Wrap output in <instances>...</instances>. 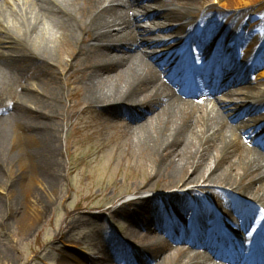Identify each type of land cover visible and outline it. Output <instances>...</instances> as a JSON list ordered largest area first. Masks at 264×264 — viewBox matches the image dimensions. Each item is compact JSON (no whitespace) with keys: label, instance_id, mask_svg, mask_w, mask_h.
Instances as JSON below:
<instances>
[{"label":"bare ground","instance_id":"6f19581e","mask_svg":"<svg viewBox=\"0 0 264 264\" xmlns=\"http://www.w3.org/2000/svg\"><path fill=\"white\" fill-rule=\"evenodd\" d=\"M83 1L84 4L80 0H0V8L8 9L10 17H14L10 21L8 19L9 22L0 19V48L6 50L0 52L1 71L9 68L10 65L6 67L7 64L13 63L15 64L11 66L12 70L17 72L32 70L33 66L48 65L50 68L52 51L66 44L74 47V52L68 53V56H72L71 58L83 53L85 49L97 48L99 51L107 52L108 55L103 58L105 61L98 65V69L93 71V77L86 81L85 94L88 107H95L107 115L124 117L131 123L140 120L145 113H149L151 117L154 115L147 124L139 125L136 137L143 146L159 154L158 172L171 179L188 169L191 174L188 173L189 178L182 183L184 187L193 183L197 184L200 180H204L203 183L229 187L232 191L252 199L256 205L259 204V209L264 216V142L262 141L264 140V124L260 122L264 114L259 115L258 119L256 117L249 119L260 109L264 111V89H257L249 84L247 78L240 76L241 72L245 71L244 68H247L253 60L254 64L250 67L254 72L253 76L258 84H264V39L260 37L255 40L260 47L252 59L247 57L250 54V45L246 51H239L238 56L242 55V57L237 63H233L231 56H225L229 59L222 62L221 69L228 74L233 73V77L224 86L218 79L215 82L206 80L208 64L219 62L228 37L240 30L241 23L236 20L238 17L236 13L243 10L244 20L248 7L256 4L264 6V0H219L220 6L227 10L226 19L220 24L213 21L211 16L213 10H205L198 15L188 9L168 8L165 2L159 0H128L120 5H111L110 0ZM153 2L158 3L162 9L156 11L153 8ZM105 3H108V7L102 10L101 5ZM140 10L146 16L145 21L153 19L151 25L164 26L166 28L164 32H175L180 35L196 24L197 31L191 37V41L197 50V55L191 58L185 53L174 68L171 67L172 57L179 56L178 53L158 54L152 47L153 54L148 58L144 49L151 47L146 39L151 37L153 32L147 33L141 29L139 15H137ZM46 18L54 20L50 28L43 21ZM185 20L186 23H183ZM171 22L176 26H170ZM248 27L252 29L253 23ZM205 28L214 31L213 36H201L200 31ZM54 34H59L58 38L55 39ZM249 35L246 32L240 37ZM89 39H93L94 44L88 45ZM239 41L240 38L229 43L227 47L232 48ZM207 50H211L209 55L206 54ZM205 57L209 58L208 62H204ZM22 64L29 67H24ZM157 67L162 70L170 67L174 73L185 70L182 76L184 81L187 78V72L193 71L197 77L201 78L202 83H208L213 87L212 94L221 97L218 104L213 103L218 110L215 111L212 104L213 106L206 113L199 107L193 106L190 100L183 99L185 97L182 95L192 93L189 86L183 90H177V95H173L165 87L166 84L164 86L158 83L161 70ZM2 79L4 78L0 76V80ZM22 90L26 88L23 87ZM24 93L20 95L18 102L12 103L7 108L10 111L9 116L4 120L0 119L2 167L9 165V169H12L16 162L24 160L21 167L22 175L12 178L13 182L10 186V194L13 197L11 199L14 201L16 189L13 188L16 180H19L21 188L23 182L28 181L32 184L41 177L42 189L51 191L55 187L53 177L45 175L48 169L51 170L50 156L56 147L51 139L49 141L46 133L40 132L35 125L32 129L23 123V118H28L27 111H30L26 105H34L30 99L31 96L28 97ZM200 95L202 103L209 98L204 88L201 89ZM215 98L211 99L215 100ZM237 101L241 102L237 103ZM6 119H9L6 122H16L17 134L23 135L25 143L29 141V146L21 148L17 143L18 149H15L14 144L10 147V135L5 129L10 123H3ZM238 120L241 121L237 124L241 125L234 124ZM242 135L250 140V144L255 141L253 145L257 148L252 147V144L244 145L241 142ZM23 148L26 150L23 151ZM227 159L231 161L227 164L222 163V161H228ZM232 167L240 172L239 177L230 172ZM28 171L30 175L26 178L28 175L24 173ZM203 173L205 175L208 173L206 178H201ZM238 182H240L238 188L241 187L239 190L235 189ZM30 194L36 205L49 206L50 202L45 197H38L32 192ZM175 195L176 193L170 198L169 205L180 202L178 197H174ZM149 200L151 198L141 199L134 202L135 204H127H131L138 213V209L147 205ZM237 209L246 213V219L250 218L251 212L245 206H237ZM26 223L27 221L22 222L25 226H29ZM168 226L155 223L153 230L145 227L144 232L147 234L145 239L150 243L141 248L123 245L126 264H221L219 262L228 260L220 255L223 261H211L205 259L200 252L189 251H183L184 257L172 258L169 253L164 256L159 231H178V227L173 226L169 229ZM210 227L208 230L202 225L201 228L190 233L187 242H184L190 244V249L199 245L195 241L194 235H196L209 239V242L205 244L206 248H213L217 244L226 247L228 243L226 233L219 228L217 222H213ZM248 236L253 241L258 238L254 231ZM119 240L122 243V239ZM232 242L235 243L239 253L245 250V246L240 244L241 239L232 240ZM107 251L109 249L106 248L105 252ZM182 258H186L187 261L183 262ZM231 259L232 257H229V260ZM255 264H264V256L256 259Z\"/></svg>","mask_w":264,"mask_h":264},{"label":"rangeland","instance_id":"374dc122","mask_svg":"<svg viewBox=\"0 0 264 264\" xmlns=\"http://www.w3.org/2000/svg\"><path fill=\"white\" fill-rule=\"evenodd\" d=\"M159 1L165 2L168 8L188 9L198 15L205 10H213L211 16L217 24L227 16V10L220 6L219 0ZM80 2L84 4L83 0ZM153 4L156 11L162 9L158 3ZM5 9L0 8V19L9 22L14 17L11 18L9 10ZM240 11L236 13V20L241 23L240 30L230 35L227 40L231 42L240 38L239 44L233 49H224V52L229 55L235 48L245 50L249 43L251 56L259 46L255 40L260 37L264 39V6L256 4L248 7L244 20L243 10ZM231 14L234 15L233 11ZM137 15L143 22V12L140 10ZM43 21L48 28L54 22L50 18ZM151 21H144L142 29L153 32L149 42L154 43L162 37L163 33L160 32L166 28L160 24L153 26ZM251 23L254 25L252 30L248 27ZM170 26L176 24L171 22ZM187 31L182 35L184 38L189 33H194L195 26L189 33ZM203 32L207 35L213 34L211 30ZM242 32L250 35L241 38ZM58 36L59 34L53 35L55 39ZM178 37L173 33L166 37L164 50L187 44L183 53L186 50L191 51L190 45L185 41L171 45ZM87 44H94L93 39H89ZM2 51L5 52V48H0V52ZM144 51L149 55L151 50ZM52 52L50 68L48 65L33 66L32 70L17 72L11 67L15 63L6 65H10L8 71H1L0 68V76L4 78L0 80V119L4 120L9 116L10 111L7 108L18 102L20 95L25 92L28 97L31 96L34 105H26L30 111H27L28 118L24 117L23 123L32 129L35 125L40 132L46 133L49 141L51 139L56 147L50 156L51 170L48 169L45 175L55 180V187L51 191L44 187L42 189L41 177L32 184L23 182L21 188L19 180H16L13 188L16 189V199L12 200V178L22 175L24 160L16 162L12 169H9V165L2 167L0 163V264H126L123 245L138 249L150 243L145 239L147 234L141 227L135 226V221H142L138 218L140 215L151 214L150 220H143V223L155 221L157 216L160 224L171 222L179 223L180 227L185 225L195 228L200 222L202 224L199 217L202 209L213 205L220 208L217 212L222 215L218 218L220 227L230 231L234 237H240L242 242L249 244L248 235L253 229L262 235L264 216L261 210L255 209L259 204L256 205L252 199L232 191L229 187L203 183L204 180L200 179L206 178L208 173H203L197 184L184 187L182 183L189 178L188 173L191 174L188 169L171 179L157 171L160 164L159 154L143 146L136 137L139 125L147 124L149 118L131 123L124 117L107 115L95 107H88L86 81L93 77V71L105 61L103 58H106L107 52L97 48L85 49L83 53L71 58L68 53H73L74 47L70 44L58 47V50ZM249 84L252 85L253 82ZM23 87L26 90H22ZM255 87L263 90L264 84H256ZM169 90L174 95V89L169 87ZM262 112L255 115L257 119ZM7 120L9 119L3 123ZM263 121L264 119L261 120ZM6 123H10V127H5L10 135V147L17 143L21 148L30 145L29 141L25 143L23 135L17 134L15 121ZM230 161L231 159L222 163L227 164ZM230 172L238 177L240 175L234 167ZM24 174L29 178V171ZM239 183L235 186L237 190L241 189L238 188ZM30 192L38 197H45L50 202L49 206L36 205ZM175 193L174 197H178L180 202L169 205L168 202ZM146 198L151 200L140 207L138 213L135 212L131 204ZM232 201L246 203L254 221L242 223L238 213H234ZM257 215L261 217L257 219ZM221 220L225 226L220 223ZM26 221L29 226L22 224ZM164 236L161 237L162 254H170L172 258L184 257L182 253L186 245L177 241L180 238H171L168 241ZM119 239H122V243ZM106 247L113 248L114 254L103 253ZM105 255L111 258V262L101 260Z\"/></svg>","mask_w":264,"mask_h":264}]
</instances>
